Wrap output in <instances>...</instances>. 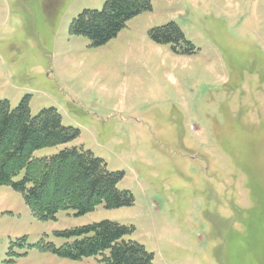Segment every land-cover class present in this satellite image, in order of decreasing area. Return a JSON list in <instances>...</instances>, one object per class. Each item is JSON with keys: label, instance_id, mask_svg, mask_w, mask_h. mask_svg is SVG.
Returning a JSON list of instances; mask_svg holds the SVG:
<instances>
[{"label": "rangeland", "instance_id": "1", "mask_svg": "<svg viewBox=\"0 0 264 264\" xmlns=\"http://www.w3.org/2000/svg\"><path fill=\"white\" fill-rule=\"evenodd\" d=\"M104 2L0 0V100L55 109L79 135L33 156L82 147L134 202L40 221L0 186V264H102L48 250L101 221L131 228L153 264H264V0H152L102 46L70 34ZM168 23L194 54L151 40Z\"/></svg>", "mask_w": 264, "mask_h": 264}, {"label": "trees", "instance_id": "2", "mask_svg": "<svg viewBox=\"0 0 264 264\" xmlns=\"http://www.w3.org/2000/svg\"><path fill=\"white\" fill-rule=\"evenodd\" d=\"M152 0H105L100 11L85 10L73 19L70 34L89 39L99 47L114 38L133 17L151 10ZM157 44H171L182 55L195 53L174 23L149 31ZM176 47L186 49L178 51ZM79 132L61 125L55 109L31 116L25 97L15 109L0 100V186L21 194L32 215L40 221L55 220L60 211L75 216L105 209L130 207L133 196L119 190L122 174L107 171L105 163L82 147L64 148L55 155L35 158L42 148L66 145ZM21 175V176H20ZM132 229L111 221L64 231L62 237L73 241L48 250L69 260L101 257L102 264H153L152 255L139 244L127 240Z\"/></svg>", "mask_w": 264, "mask_h": 264}]
</instances>
